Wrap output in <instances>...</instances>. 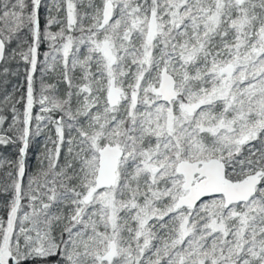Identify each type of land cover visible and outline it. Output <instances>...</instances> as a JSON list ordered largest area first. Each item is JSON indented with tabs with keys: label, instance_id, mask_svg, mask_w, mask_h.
I'll use <instances>...</instances> for the list:
<instances>
[{
	"label": "snow or ice",
	"instance_id": "1",
	"mask_svg": "<svg viewBox=\"0 0 264 264\" xmlns=\"http://www.w3.org/2000/svg\"><path fill=\"white\" fill-rule=\"evenodd\" d=\"M0 264H264V0H0Z\"/></svg>",
	"mask_w": 264,
	"mask_h": 264
},
{
	"label": "trees",
	"instance_id": "2",
	"mask_svg": "<svg viewBox=\"0 0 264 264\" xmlns=\"http://www.w3.org/2000/svg\"><path fill=\"white\" fill-rule=\"evenodd\" d=\"M13 82H15V80H14ZM8 87L10 88V87H11V85H9Z\"/></svg>",
	"mask_w": 264,
	"mask_h": 264
}]
</instances>
